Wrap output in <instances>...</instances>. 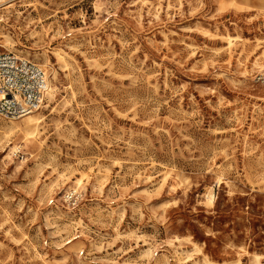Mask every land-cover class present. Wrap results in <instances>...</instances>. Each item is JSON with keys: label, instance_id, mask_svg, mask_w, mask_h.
Wrapping results in <instances>:
<instances>
[{"label": "rangeland", "instance_id": "374dc122", "mask_svg": "<svg viewBox=\"0 0 264 264\" xmlns=\"http://www.w3.org/2000/svg\"><path fill=\"white\" fill-rule=\"evenodd\" d=\"M2 4L48 90L0 116V264H264V0Z\"/></svg>", "mask_w": 264, "mask_h": 264}, {"label": "built area", "instance_id": "2783aa9c", "mask_svg": "<svg viewBox=\"0 0 264 264\" xmlns=\"http://www.w3.org/2000/svg\"><path fill=\"white\" fill-rule=\"evenodd\" d=\"M48 90V77L38 65L16 55L0 54V116L19 119L41 108ZM81 193L70 191L66 201L73 207Z\"/></svg>", "mask_w": 264, "mask_h": 264}, {"label": "bare ground", "instance_id": "6f19581e", "mask_svg": "<svg viewBox=\"0 0 264 264\" xmlns=\"http://www.w3.org/2000/svg\"><path fill=\"white\" fill-rule=\"evenodd\" d=\"M2 1V0H0ZM5 0L2 1V3L4 2ZM0 4V7L4 4ZM36 121H38V118H34L32 116H27V120H26V125H28L29 127H33V128H37V124L38 122L36 123ZM32 134L34 135L35 133L33 131H29L26 133V138H28L29 136H32ZM8 136V135H7ZM25 139V138H24ZM27 141V140H26ZM14 150V149H13ZM17 150V149H16ZM78 183L80 184L81 183V180H78Z\"/></svg>", "mask_w": 264, "mask_h": 264}]
</instances>
